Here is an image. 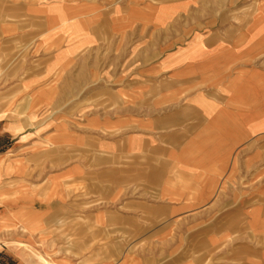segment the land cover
Returning a JSON list of instances; mask_svg holds the SVG:
<instances>
[{"label":"crops","instance_id":"0c3cea01","mask_svg":"<svg viewBox=\"0 0 264 264\" xmlns=\"http://www.w3.org/2000/svg\"><path fill=\"white\" fill-rule=\"evenodd\" d=\"M62 220L264 264V0H0V261Z\"/></svg>","mask_w":264,"mask_h":264},{"label":"rangeland","instance_id":"374dc122","mask_svg":"<svg viewBox=\"0 0 264 264\" xmlns=\"http://www.w3.org/2000/svg\"><path fill=\"white\" fill-rule=\"evenodd\" d=\"M93 204L90 201L89 206ZM66 223L62 220L58 226L47 228L37 246L33 245L31 249L26 248L30 250V255L35 259L34 264H100L104 260L100 257H103L105 252L114 251L115 245L102 241L97 232L98 229L92 226L68 229ZM110 230L108 228L102 230L107 240L113 238V231ZM80 256L85 258H79ZM109 261L113 263L117 260L110 259ZM0 263L12 264L7 259Z\"/></svg>","mask_w":264,"mask_h":264}]
</instances>
